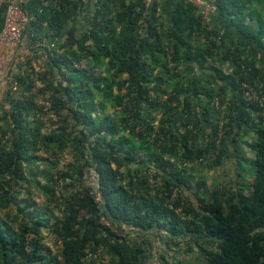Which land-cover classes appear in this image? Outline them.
<instances>
[{
  "label": "trees",
  "instance_id": "1",
  "mask_svg": "<svg viewBox=\"0 0 264 264\" xmlns=\"http://www.w3.org/2000/svg\"><path fill=\"white\" fill-rule=\"evenodd\" d=\"M212 4L244 40L226 46L187 0L167 25L155 1L145 15L142 2L100 0L78 34L81 1L44 0L29 45L42 32L61 41L39 57L34 47L8 82V107L0 104V264H59L43 231L62 264H264V25L243 22L240 0ZM40 57L47 69L32 95L58 122L47 134L31 124L42 108L14 98L32 87L24 74ZM192 62L205 72L190 75ZM67 148L68 167L48 174L44 163ZM229 150L247 162L242 185L209 189L196 164L217 169ZM33 190L40 210L27 199ZM11 208L16 223L2 216ZM192 244L201 257H180Z\"/></svg>",
  "mask_w": 264,
  "mask_h": 264
},
{
  "label": "crops",
  "instance_id": "2",
  "mask_svg": "<svg viewBox=\"0 0 264 264\" xmlns=\"http://www.w3.org/2000/svg\"><path fill=\"white\" fill-rule=\"evenodd\" d=\"M133 3H141L142 0H127ZM179 0H155L157 5V14L160 17V21L163 25L170 24L173 17V12L175 6ZM210 4H212V0H207ZM7 2V3H14L20 6L28 18L30 19L29 23L27 24L22 40L19 45L14 43H0V93L4 92L7 89L8 85V76L9 73H16L13 72L15 67L12 63L13 57L22 49H25L29 46V25L31 20H33L35 14L40 10L41 6L44 3V0H0V3ZM242 6L244 7L242 10L243 14V22L245 24H250L254 26L255 30H258L259 24L262 23L264 25V0H240ZM93 5V6H92ZM213 5V4H212ZM92 13H94V1L88 0L86 4H83L82 9L76 15L75 21L73 22V26L75 27L76 33H80L84 31L89 22L91 21ZM249 14V15H247ZM200 15V13H199ZM206 25L212 31H215L224 41L226 46H233L237 44L239 41L244 40L243 37L239 36L237 33L236 27L233 23V18L230 14H227V11H216L209 14L206 19L204 20ZM254 30V31H255ZM65 32H62L61 39H64ZM40 42L38 44V52L37 57L42 56V46L46 48V50L50 51V49H54L57 47L60 39L56 40H47L45 38L44 33L42 32L40 35ZM202 38L198 36L194 41L191 43L194 46L202 45ZM255 46V45H254ZM44 60V58L40 57L37 60ZM224 73H228L229 69L226 65L223 67ZM17 71V69L15 70ZM204 71V70H203ZM202 69L195 63H189V72L192 76H198L202 72ZM205 72V71H204ZM232 150V149H231ZM231 150L228 151L226 155V161L224 164L217 169H206L203 166L196 164L194 175L195 176H202L205 179L207 186L217 184L216 186L223 185L227 178H234L233 180V189L240 187L242 184L240 183L241 175L243 169L247 167V162L243 159L237 162V157H235V153H232ZM246 151V148L242 145L239 146L238 152ZM250 157V156H249ZM232 160V161H231ZM228 162H232V174L230 176L227 175V164ZM222 172H225L222 173ZM249 180V179H248ZM210 188V187H209Z\"/></svg>",
  "mask_w": 264,
  "mask_h": 264
},
{
  "label": "rangeland",
  "instance_id": "3",
  "mask_svg": "<svg viewBox=\"0 0 264 264\" xmlns=\"http://www.w3.org/2000/svg\"><path fill=\"white\" fill-rule=\"evenodd\" d=\"M16 67V66H15ZM28 68L27 73H29L28 75L24 74L25 77H27L29 82H31L32 87L28 86V83L25 85V87L23 88H18L14 98L18 99V100H22V101H27L29 103H31L32 106H34L35 109H39L42 108V113L43 110H46L47 106L46 103L44 101V97H39L37 95H32L34 93L37 92V90L41 87V82L38 81V77L41 73H43L46 69H47V65L45 64V62L43 60H30L29 61V65L26 67ZM16 70V68H15ZM13 72H16V71ZM7 88V87H6ZM4 107H8V102L7 104L4 105ZM106 111H108V108H106ZM41 112H39L38 114H36L35 117L31 118V124L33 125L35 122L38 123L40 125L41 128V132L42 133H48L49 131L55 129L58 125V122L56 121V117L55 116H51V115H44V113L42 114ZM55 158L50 157L49 161H51L53 164H46L44 163L43 168L48 166V171H50V173L48 174H54V177L56 176V173L60 170H63L64 168L68 167V164L72 161V157H71V152L70 149L67 148L66 150H63L62 152H57L55 153ZM40 157H46L45 155H43L42 152H38L37 154ZM241 160V158H239ZM232 161V160H231ZM53 165V166H52ZM44 169V170H47ZM221 168H219L220 170ZM227 175L230 176L232 173V162H228L227 164ZM225 174V172H222ZM233 180L234 178L230 177L227 178V180L225 181V183L223 185H219L216 186L217 184H213V185H208V187H210L209 189H212L214 187H219L223 186V187H231L233 185ZM31 181V180H30ZM32 183V181H31ZM32 186V185H31ZM25 188L27 186H24ZM23 195L20 194L17 199L16 202H19L23 199ZM29 201L31 202H35L37 204H39V208L38 210L41 209V204H42V198L41 195H38V193L33 190V192L30 194V196L27 198ZM22 207H24V205L22 204ZM12 209V208H11ZM28 210V209H27ZM15 211L14 209H12L10 211V209H6L5 211L2 212V216L6 221H9L11 223H16L18 220V216H15ZM43 235L45 236V243L47 246H49L51 248V250L53 251L54 254V259H56L58 261L59 264H62L61 259L59 258V250H58V245L56 244V242L54 241V239L52 238V236L48 235L46 231H43ZM193 242V241H192ZM200 243H202V240H200ZM193 244H195L193 242ZM192 244V245H193ZM158 251V249H157ZM183 253V254H182ZM180 257L182 258H186V259H192L195 257H201V249L199 246L197 245H193V250L192 252H190L189 254L185 255L184 252H182ZM154 262V260H151Z\"/></svg>",
  "mask_w": 264,
  "mask_h": 264
},
{
  "label": "built area",
  "instance_id": "4",
  "mask_svg": "<svg viewBox=\"0 0 264 264\" xmlns=\"http://www.w3.org/2000/svg\"><path fill=\"white\" fill-rule=\"evenodd\" d=\"M82 4H86L88 0H80ZM94 4L98 3L100 0H93ZM155 0H142V3L144 5V14L150 10L151 6L153 5V2ZM189 3H191L194 7H196L198 13H200V16L202 20H205L206 17L211 14L212 12L216 11V7L212 4H210L207 0H187ZM30 19L24 12V10L14 4V3H8L6 10H5V20H4V26L3 30L0 33V43H14L16 45H19V43L22 40L23 32L29 23ZM217 41L220 43V38L217 39ZM36 45H29L25 49L20 50L12 60V63L14 66H20L25 61H27L30 57L34 54V47H37ZM13 80V73L10 72L8 76V82ZM8 87V86H7ZM243 88L245 89L243 94L245 98L257 100V95L255 91L244 85ZM7 89L4 90V92L0 93V104L5 105L7 104V101L5 99V92ZM214 107L217 108L218 102L217 100L213 101L212 104ZM223 122L219 123V130H218V137H217V144L220 141V138L223 134Z\"/></svg>",
  "mask_w": 264,
  "mask_h": 264
}]
</instances>
